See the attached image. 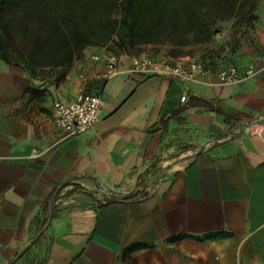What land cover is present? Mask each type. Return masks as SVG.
<instances>
[{
  "label": "crops",
  "instance_id": "crops-1",
  "mask_svg": "<svg viewBox=\"0 0 264 264\" xmlns=\"http://www.w3.org/2000/svg\"><path fill=\"white\" fill-rule=\"evenodd\" d=\"M246 1L238 83L129 74L126 54L108 77L102 48L59 83L0 59V264H264V0ZM79 93L102 113L67 136L53 102Z\"/></svg>",
  "mask_w": 264,
  "mask_h": 264
},
{
  "label": "trees",
  "instance_id": "trees-1",
  "mask_svg": "<svg viewBox=\"0 0 264 264\" xmlns=\"http://www.w3.org/2000/svg\"><path fill=\"white\" fill-rule=\"evenodd\" d=\"M246 4V0H0V59L23 66L32 77L42 70L59 83L72 61L90 48L139 56L148 45L167 44L168 56H183L185 46L210 41L218 31L215 25ZM230 60L222 56L210 63L217 67Z\"/></svg>",
  "mask_w": 264,
  "mask_h": 264
},
{
  "label": "built area",
  "instance_id": "built-area-1",
  "mask_svg": "<svg viewBox=\"0 0 264 264\" xmlns=\"http://www.w3.org/2000/svg\"><path fill=\"white\" fill-rule=\"evenodd\" d=\"M118 56L105 52L104 63L106 75L117 73ZM97 60L98 56L93 55ZM216 72L218 82L221 84L238 83L254 73V67L249 65L239 71L233 63L216 68L210 60L202 59H159L150 54H142L131 58L127 73L142 77L163 76L180 79L182 81H195L202 76ZM185 97H182L184 100ZM103 99L99 94L79 93L70 100L57 99L53 102L54 126L67 136L80 135L95 126L101 116Z\"/></svg>",
  "mask_w": 264,
  "mask_h": 264
},
{
  "label": "rangeland",
  "instance_id": "rangeland-1",
  "mask_svg": "<svg viewBox=\"0 0 264 264\" xmlns=\"http://www.w3.org/2000/svg\"><path fill=\"white\" fill-rule=\"evenodd\" d=\"M251 5L246 4L236 6L233 16L230 19L218 22L215 28L218 30L214 37L204 43L189 44L183 50V56L186 59H202V60H219L222 56L232 58L235 50L239 44V38L246 34L251 26ZM166 46L167 50L169 45H148L144 48L148 52H156L159 48Z\"/></svg>",
  "mask_w": 264,
  "mask_h": 264
},
{
  "label": "water",
  "instance_id": "water-1",
  "mask_svg": "<svg viewBox=\"0 0 264 264\" xmlns=\"http://www.w3.org/2000/svg\"><path fill=\"white\" fill-rule=\"evenodd\" d=\"M52 212H53V204H51V207H50V213H49V220H48V223H49L50 220H51Z\"/></svg>",
  "mask_w": 264,
  "mask_h": 264
}]
</instances>
